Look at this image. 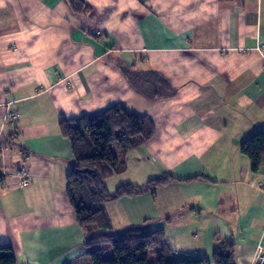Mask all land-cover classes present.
I'll list each match as a JSON object with an SVG mask.
<instances>
[{
	"label": "crops",
	"instance_id": "crops-1",
	"mask_svg": "<svg viewBox=\"0 0 264 264\" xmlns=\"http://www.w3.org/2000/svg\"><path fill=\"white\" fill-rule=\"evenodd\" d=\"M83 1L76 13L68 0H0V244L16 264H78L99 244L84 245L90 232L67 202L72 156L58 121L119 103L154 134L107 191L174 179L104 203L111 229L98 233L139 225L162 231L175 256L208 258L227 240L235 264H254L264 165L252 173L239 147L264 129V0Z\"/></svg>",
	"mask_w": 264,
	"mask_h": 264
},
{
	"label": "trees",
	"instance_id": "trees-1",
	"mask_svg": "<svg viewBox=\"0 0 264 264\" xmlns=\"http://www.w3.org/2000/svg\"><path fill=\"white\" fill-rule=\"evenodd\" d=\"M68 2L76 13H83L87 8L83 0ZM147 75L161 89L166 88V81L160 75L153 71ZM141 86L137 87L142 91ZM58 128L69 142L72 155L65 179V196L73 209L76 224L90 232L84 245L108 242L113 249L111 259L103 258L100 248L86 249L84 261L78 264H235L234 244L227 240H221L210 258L195 254L174 258L162 231L149 232L138 225L120 233L91 235L94 230L111 229L104 203L124 196L154 193L157 187L174 177L160 175L142 185L122 184L112 193L107 191L105 180L122 172L126 155L154 134L151 118L132 113L122 104H114L97 114L61 118ZM113 145L118 148L117 154ZM239 150L249 159L251 172L257 173L264 165V129L254 131L241 143ZM151 251H157V254L151 256ZM0 264H16L10 246L0 244Z\"/></svg>",
	"mask_w": 264,
	"mask_h": 264
},
{
	"label": "built area",
	"instance_id": "built-area-1",
	"mask_svg": "<svg viewBox=\"0 0 264 264\" xmlns=\"http://www.w3.org/2000/svg\"><path fill=\"white\" fill-rule=\"evenodd\" d=\"M6 119L15 122L16 116L14 113L8 112L6 115ZM16 175L18 177L20 186L29 184V173L25 166L19 167L16 171ZM254 264H264V248L261 246H258L254 253Z\"/></svg>",
	"mask_w": 264,
	"mask_h": 264
},
{
	"label": "rangeland",
	"instance_id": "rangeland-1",
	"mask_svg": "<svg viewBox=\"0 0 264 264\" xmlns=\"http://www.w3.org/2000/svg\"><path fill=\"white\" fill-rule=\"evenodd\" d=\"M112 149H113V151H114V153H118V148H117V146L116 145H113L112 146ZM70 154H71V152H70ZM72 156V155H71ZM121 176V175H120ZM110 178V177H109ZM114 179H117V177H116V175L114 174V177L112 178V180H114ZM107 180V179H106ZM105 180V186H106V188L108 187V183H109V185H111L112 184V180L110 179V181H109V179H108V181H106ZM114 185H116V186H114L115 188L114 189H116L117 187H118V185L119 184H114ZM98 231L99 230H96L95 231V233H98ZM93 232H91V234H92ZM96 248H100V249H102V256H103V258H105V259H111L112 257H113V249H112V247H111V244L110 243H108V242H103V243H101V244H98V245H96V246H91V249L93 250V249H96ZM157 254V251H151L150 252V255L151 256H154V255H156ZM173 257L174 258H183L184 256H180V255H177V256H175V255H173ZM237 264H240V263H237Z\"/></svg>",
	"mask_w": 264,
	"mask_h": 264
}]
</instances>
